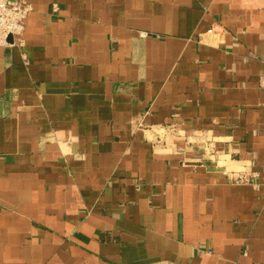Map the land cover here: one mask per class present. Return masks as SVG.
Instances as JSON below:
<instances>
[{"label": "crops", "instance_id": "obj_1", "mask_svg": "<svg viewBox=\"0 0 264 264\" xmlns=\"http://www.w3.org/2000/svg\"><path fill=\"white\" fill-rule=\"evenodd\" d=\"M27 1L0 264H264V0Z\"/></svg>", "mask_w": 264, "mask_h": 264}, {"label": "built area", "instance_id": "obj_2", "mask_svg": "<svg viewBox=\"0 0 264 264\" xmlns=\"http://www.w3.org/2000/svg\"><path fill=\"white\" fill-rule=\"evenodd\" d=\"M31 11L32 7L27 0H0V46H9L11 40L20 45L24 43L26 20ZM239 179L246 182L264 180V170Z\"/></svg>", "mask_w": 264, "mask_h": 264}]
</instances>
